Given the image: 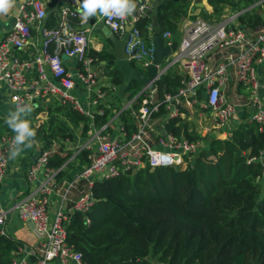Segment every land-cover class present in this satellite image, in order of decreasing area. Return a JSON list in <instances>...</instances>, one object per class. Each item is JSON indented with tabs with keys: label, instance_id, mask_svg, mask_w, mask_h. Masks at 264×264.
I'll use <instances>...</instances> for the list:
<instances>
[{
	"label": "built area",
	"instance_id": "2783aa9c",
	"mask_svg": "<svg viewBox=\"0 0 264 264\" xmlns=\"http://www.w3.org/2000/svg\"><path fill=\"white\" fill-rule=\"evenodd\" d=\"M155 1L136 0V11L126 18L101 16L106 27L120 39L127 26L132 28L126 53L133 65L139 62L146 70L153 64L154 45L152 40L150 43L144 40L136 24L152 17ZM257 10L264 13V0L233 16L226 12L213 24L202 18L187 17L178 48L164 64H169V68L179 66L181 70L176 93H165L158 98L156 83L166 73L158 66L161 74L153 81L155 89L144 85L122 111L99 127L95 118L104 114L100 104L109 95L98 85L106 74L95 66L88 31L74 27V21L83 25L88 19L83 18L81 11L62 7L58 26L42 30L43 56L21 60L15 57V49L28 46L32 27L47 17L43 0L21 3L12 29L0 42V84L9 91L19 113H28L37 104L57 97L62 106L87 118L88 138L76 151H88L91 163L72 180L59 181V171L51 168L49 161L55 155L67 157L68 149L53 142L37 155L26 175L29 193L10 209L0 207L1 236L9 237L6 230L9 213H16L22 222L32 224L36 236L32 247L21 245L12 253L11 264H30L31 259L33 264H87L83 255L69 244L68 227L74 214L86 215L94 207V183L145 169L178 167L186 170L203 148L201 141H189L169 132L168 121L187 118V113L195 110L206 111L211 114L213 124L211 127L203 125L206 118L200 112L202 129L198 133L204 137L214 130L221 138L229 136L230 126L241 121L239 111L247 110L250 112L248 121L257 123L259 130L264 131V25L243 27L238 21L240 15ZM173 35L170 31L164 32V46L172 44ZM64 59L78 63L76 72L69 71ZM32 71L36 76L31 79ZM239 87H243L247 95L240 93ZM122 112L129 113V123L121 121ZM83 128L84 123H81L76 131L79 139ZM14 136L0 131V190L11 161L10 154L17 148ZM86 224L90 225L88 218Z\"/></svg>",
	"mask_w": 264,
	"mask_h": 264
},
{
	"label": "trees",
	"instance_id": "16d2710c",
	"mask_svg": "<svg viewBox=\"0 0 264 264\" xmlns=\"http://www.w3.org/2000/svg\"><path fill=\"white\" fill-rule=\"evenodd\" d=\"M257 1L237 0V12ZM207 4L212 13L202 10L200 14L219 21L232 1L207 0ZM65 5L64 0L61 6ZM191 6L175 0L160 5L157 17L161 36L165 31L174 34L177 24L189 16ZM238 21L243 27L264 25L257 13L242 14ZM46 26H58L56 13L47 18ZM136 27L150 43L151 17L139 20ZM91 55L99 61L111 57L107 51ZM105 74L116 85L122 84L123 76L114 68L105 66ZM180 79L177 66L169 68L156 83L158 98L176 93ZM143 87L139 81L132 82L128 100ZM100 107L104 114L95 118L99 127L122 111L120 105ZM48 109L49 120L35 129L37 134L32 138L41 143L40 152L53 142L67 148L64 143L79 139L76 131L81 123L84 128L80 140H87V118L66 106ZM44 111V107H36L34 116ZM240 116L241 121L228 129L230 136L226 139L217 132L203 137L188 119L168 121L166 128L175 136L203 143L191 165L186 170L145 169L95 182V205L86 215L76 213L71 217L69 244L83 255L87 264H264V131L259 130L257 123L248 121L249 112L242 111ZM120 117L122 122L131 121L128 112H122ZM88 156L85 150H68L67 157H52L49 166L59 171V181L72 180L90 165ZM19 246L11 237L0 235V264H11L12 253Z\"/></svg>",
	"mask_w": 264,
	"mask_h": 264
},
{
	"label": "crops",
	"instance_id": "0c3cea01",
	"mask_svg": "<svg viewBox=\"0 0 264 264\" xmlns=\"http://www.w3.org/2000/svg\"><path fill=\"white\" fill-rule=\"evenodd\" d=\"M24 1L25 0H16V6L12 9V11L7 16L0 17V42L7 35V33L12 29L16 21V18L18 16V13H19V7L21 3H23ZM43 1L45 3L46 10L48 13L50 10H52L56 6L59 0H43ZM63 1L64 0H62V2ZM65 1L67 2V5L65 6L81 11V5L83 3V0H79V2L78 0H65ZM165 3L167 4V2ZM204 4L207 9L206 13L208 14L212 13V8L207 4V0H204ZM62 7L64 6L60 5L59 9H61ZM193 7L194 6L192 5L187 19H192L191 18L192 16H196V18H202V19L209 20V21H216V20H210V19L201 17L200 10H198V8L194 10ZM249 7H251V5ZM227 10L229 9L227 8L226 11ZM257 11L255 13H257ZM241 12L242 11L238 13H241ZM59 13H56L58 21H59ZM48 17H46V19L41 24H38L32 27L31 43L28 46L23 47L20 50H16L14 52V55L16 58L21 59V60H34L37 57L43 56L42 30L44 28H47L46 24H47ZM74 27L77 30H87L88 31L87 33L90 39L91 52L101 53L103 51H107L109 53V49H111V42L107 38L105 32L103 31L104 28H106V25L101 19V16L97 15V16L90 17L88 18V22L83 25L80 24L79 21H74ZM110 59L111 57L108 58V60ZM101 62L103 61L96 60L95 66H97L98 63H101ZM64 63L69 69V71L76 72L78 63L75 60L64 59ZM97 67H99V69L105 72V66L100 65ZM177 69L181 77V70L179 66H177ZM35 76H36L35 71H32L29 74V77L31 79L35 78ZM49 79L53 80L52 77H50ZM111 83H113L111 81V78L105 75L100 80L98 88L101 90L107 89L105 91H107L108 95L110 96V94L113 93V91L107 88V86ZM242 91H243V87L242 88L239 87V92L242 93ZM127 97H128V94L124 100L115 99L113 103H107V104H113L115 107H117L122 102H125V101L128 102L129 100ZM43 104L47 105L46 107H44L45 111L40 113L37 116H34V110L28 113H19L15 110L11 102L9 91L3 84H0V131L1 132H11L12 134L15 135L13 130L6 123V120H11L17 115H19L20 120H29L31 122V126L34 129L39 128L42 124L46 122L47 119L50 118L48 107L54 110L55 107L62 106L57 97H52L49 101ZM245 111L247 110H243V112ZM200 112H202L204 114V118H206L203 125H205L206 127L208 126L211 127L213 124V119L211 117V114L206 111L195 110L194 112H192V114L187 113V118H183V119H188L190 122H193L192 121L193 118L194 120H196L195 122L197 126L196 132L202 129L199 124L200 121H199V116H198ZM240 112L242 111H239L238 115H240ZM229 136H221V138H226ZM31 142H32L31 148H28L27 143L23 145H17L15 152L19 151L21 154L16 159H11L10 161L8 171H7L5 180H4V184L2 185L1 190H0V207H3L5 209H10L16 202L22 200L30 191V185L28 184L27 176H26L27 171L30 167V164L34 161V159L40 153V149H41L40 142L33 141V140H31ZM262 161L264 162V153L262 155ZM6 230L9 234V237H11L17 243H19L20 246L22 245V246L29 248V247H32L36 243V236L34 234L33 225L30 223L22 222L18 218L16 213H9L7 215ZM32 261L33 259L30 260V264H33Z\"/></svg>",
	"mask_w": 264,
	"mask_h": 264
},
{
	"label": "water",
	"instance_id": "95a60500",
	"mask_svg": "<svg viewBox=\"0 0 264 264\" xmlns=\"http://www.w3.org/2000/svg\"><path fill=\"white\" fill-rule=\"evenodd\" d=\"M177 2H181L183 4L189 3L192 4L195 8L203 10L205 13L207 9L204 4V0H175ZM62 0H59L56 6L47 13V17L53 13H59L60 5ZM166 4L163 1H155L154 8L152 11V27H153V36L152 41L154 45V53H153V64L148 68L146 72L138 70L135 65H133L129 61V56L126 53V42L129 39V33L132 28L127 26L125 34L122 39L118 38L114 33H112L107 27L104 28V32L107 38L111 42V49H109V55L111 56L110 60L103 61L98 63L97 66H110L114 68L117 72L121 73L123 76V82L120 85H116L115 83H111L107 86V88L111 89L113 93L110 94L105 100L101 102V104L106 105L107 103H113L115 99L124 100L127 96L128 87L134 81H139L143 85H150V89H155V84L153 81L161 74L159 71V67H162V70L167 71L169 69V64L164 65L165 62L173 55V53L177 50L178 45L181 41V31L183 27V21H180L177 24L176 31L173 35V42L170 46H164V42L160 33V23L157 17V9L160 5ZM257 14L264 21V13L262 10L257 11ZM214 21H210V24H213ZM15 50H20V48H16ZM50 76V74L48 73ZM46 104L39 103L37 107H46ZM55 117H51L50 121L52 122ZM233 125V124H232Z\"/></svg>",
	"mask_w": 264,
	"mask_h": 264
},
{
	"label": "clouds",
	"instance_id": "9594fccd",
	"mask_svg": "<svg viewBox=\"0 0 264 264\" xmlns=\"http://www.w3.org/2000/svg\"><path fill=\"white\" fill-rule=\"evenodd\" d=\"M15 6L16 0H0V17L7 16ZM136 9V0H83L81 5V13L85 20L97 15L126 18L132 16ZM6 123L15 133L13 139L15 144L27 143L28 148L32 147L31 140L36 137L37 133L29 120H20L17 115L11 120H6ZM20 154L19 151L11 153L10 157L16 159Z\"/></svg>",
	"mask_w": 264,
	"mask_h": 264
},
{
	"label": "rangeland",
	"instance_id": "374dc122",
	"mask_svg": "<svg viewBox=\"0 0 264 264\" xmlns=\"http://www.w3.org/2000/svg\"><path fill=\"white\" fill-rule=\"evenodd\" d=\"M232 1V5H230V6H228V9L229 10H227L226 12H230V15H236L238 12H237V9H236V1L237 0H231ZM246 9H248V8H246ZM246 9H243V10H241V11H244V10H246ZM198 10H200V11H202L201 9H198ZM247 13H251V12H247ZM245 14V13H244ZM201 15V14H200ZM201 17H203V18H206L205 16H202L201 15ZM135 67L138 69V70H140V71H143V72H146L147 70L146 69H144L143 68V66H142V64L141 63H139V62H136L135 63ZM242 88V87H241ZM242 93L244 94V95H247V91L245 90V89H243V91H242ZM82 101V103H84V101L83 100H81ZM128 104V102L127 101H125V102H122L121 104H120V106L122 107L121 109H123V108H125V106ZM47 120H49V119H47ZM46 120V121H47ZM193 122H191V124L195 127V129L197 128V126H196V124H195V122H196V120H194V118H193V120H192ZM46 123V122H45ZM43 125V124H42ZM212 134H215V131L214 130H212V132H211ZM40 144V143H39ZM81 144H83V141H82V139L80 140V139H77L75 142H70V144H67V143H64V146L65 147H67V149L69 150V151H75L76 150V148L78 147V146H80Z\"/></svg>",
	"mask_w": 264,
	"mask_h": 264
}]
</instances>
